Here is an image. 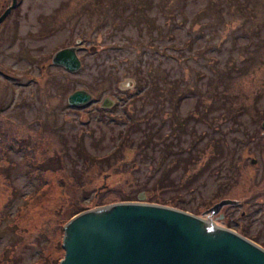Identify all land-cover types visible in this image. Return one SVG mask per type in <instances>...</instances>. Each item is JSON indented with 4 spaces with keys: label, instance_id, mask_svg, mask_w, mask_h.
Listing matches in <instances>:
<instances>
[{
    "label": "rangeland",
    "instance_id": "374dc122",
    "mask_svg": "<svg viewBox=\"0 0 264 264\" xmlns=\"http://www.w3.org/2000/svg\"><path fill=\"white\" fill-rule=\"evenodd\" d=\"M212 1L18 0L0 24V264H58L72 213L139 198L264 248V0ZM76 45L78 72L52 63ZM78 90L93 101L70 106Z\"/></svg>",
    "mask_w": 264,
    "mask_h": 264
},
{
    "label": "water",
    "instance_id": "95a60500",
    "mask_svg": "<svg viewBox=\"0 0 264 264\" xmlns=\"http://www.w3.org/2000/svg\"><path fill=\"white\" fill-rule=\"evenodd\" d=\"M17 4L18 0H12L0 16V24ZM77 45L58 51L52 63L70 73L78 72L82 61ZM92 100L86 90L68 98L72 107L86 106ZM112 102L105 99L102 108L109 109ZM237 204L225 199L203 215ZM62 245L65 254L58 264H264V248L252 238L215 226L214 219L145 203L142 198L72 213Z\"/></svg>",
    "mask_w": 264,
    "mask_h": 264
},
{
    "label": "trees",
    "instance_id": "16d2710c",
    "mask_svg": "<svg viewBox=\"0 0 264 264\" xmlns=\"http://www.w3.org/2000/svg\"><path fill=\"white\" fill-rule=\"evenodd\" d=\"M212 3L215 4V1L213 0ZM207 11H208V9H203V11H201L200 14H203V12H207ZM242 12H243L244 14H246L247 11L242 9ZM132 17H133V14L131 15L130 19H131ZM245 70H247V72H248V69H247V68H245ZM150 83H151V81H150ZM159 92H160V90L158 91V93H159ZM158 93H157V94H158ZM171 94H172V92H171ZM172 95H173V94H172ZM181 95H182V94H181ZM182 96H184V95H182ZM179 98H180V94H179V96L176 98V101H174L175 104H177L176 102H179V100H177V99H179ZM197 111H198V110H197ZM198 112H199V111H198ZM202 113H203V112H202ZM202 113H201V115H202ZM194 114H195V117H196V116L201 117V116H200V113L195 112ZM181 123H184V122L182 121ZM212 147H213V150H214V151H213V155L216 154V155H219V157H221V154H222V152H223V148H222V146L219 144V141L216 142V140H214V145L212 144ZM234 159H235V158H234ZM235 163H236L237 165H239V163L236 162V160L233 161V164H235Z\"/></svg>",
    "mask_w": 264,
    "mask_h": 264
},
{
    "label": "flooded vegetation",
    "instance_id": "af4514ba",
    "mask_svg": "<svg viewBox=\"0 0 264 264\" xmlns=\"http://www.w3.org/2000/svg\"><path fill=\"white\" fill-rule=\"evenodd\" d=\"M262 134L264 135V132H262Z\"/></svg>",
    "mask_w": 264,
    "mask_h": 264
},
{
    "label": "bare ground",
    "instance_id": "6f19581e",
    "mask_svg": "<svg viewBox=\"0 0 264 264\" xmlns=\"http://www.w3.org/2000/svg\"><path fill=\"white\" fill-rule=\"evenodd\" d=\"M125 203V202H124Z\"/></svg>",
    "mask_w": 264,
    "mask_h": 264
}]
</instances>
